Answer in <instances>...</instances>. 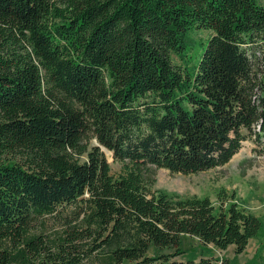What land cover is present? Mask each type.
<instances>
[{
    "label": "trees",
    "instance_id": "1",
    "mask_svg": "<svg viewBox=\"0 0 264 264\" xmlns=\"http://www.w3.org/2000/svg\"><path fill=\"white\" fill-rule=\"evenodd\" d=\"M250 137L264 150L258 0H0V264H235L174 258L186 236L241 254L262 220L152 190V167L208 171Z\"/></svg>",
    "mask_w": 264,
    "mask_h": 264
},
{
    "label": "rangeland",
    "instance_id": "2",
    "mask_svg": "<svg viewBox=\"0 0 264 264\" xmlns=\"http://www.w3.org/2000/svg\"><path fill=\"white\" fill-rule=\"evenodd\" d=\"M264 5V0H258ZM211 35L208 30L196 29L190 32V38L195 42L197 54L201 40H207ZM177 65L186 67L181 59L174 56ZM246 132V131H245ZM111 165L112 173L119 175L121 164L114 160L112 154L106 152ZM154 171L151 177L154 183L152 190H163L169 194H177L183 197L199 196L209 197L218 205L222 200L237 202L246 210L257 215L263 222V229L257 238L250 241L246 250L237 254L235 247L221 250L212 244L204 245L198 238L186 236L183 248L185 254L175 257L178 261H200L202 257L216 259L228 258L235 264H264V150L259 146L254 137L243 142L241 150L229 163L198 174L171 173L164 168L152 167ZM235 193V196L232 195ZM220 194L222 197H220ZM74 208L68 206L60 210L55 216H48L36 225V232L49 238H56L63 234L68 221L74 224ZM173 251H166L169 253Z\"/></svg>",
    "mask_w": 264,
    "mask_h": 264
},
{
    "label": "water",
    "instance_id": "3",
    "mask_svg": "<svg viewBox=\"0 0 264 264\" xmlns=\"http://www.w3.org/2000/svg\"><path fill=\"white\" fill-rule=\"evenodd\" d=\"M104 151H105V153L106 152H111V151H109V150H107L106 148H102ZM112 153V152H111Z\"/></svg>",
    "mask_w": 264,
    "mask_h": 264
},
{
    "label": "bare ground",
    "instance_id": "4",
    "mask_svg": "<svg viewBox=\"0 0 264 264\" xmlns=\"http://www.w3.org/2000/svg\"><path fill=\"white\" fill-rule=\"evenodd\" d=\"M107 154L110 156L112 153L111 152H107Z\"/></svg>",
    "mask_w": 264,
    "mask_h": 264
}]
</instances>
